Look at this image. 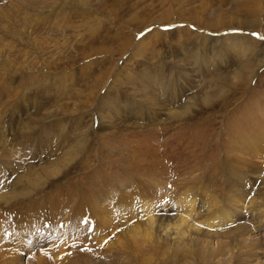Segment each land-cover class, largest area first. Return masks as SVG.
<instances>
[{
  "label": "rangeland",
  "instance_id": "374dc122",
  "mask_svg": "<svg viewBox=\"0 0 264 264\" xmlns=\"http://www.w3.org/2000/svg\"><path fill=\"white\" fill-rule=\"evenodd\" d=\"M263 175L264 0H0V264H264ZM188 181L236 217L196 251L128 232Z\"/></svg>",
  "mask_w": 264,
  "mask_h": 264
},
{
  "label": "bare ground",
  "instance_id": "6f19581e",
  "mask_svg": "<svg viewBox=\"0 0 264 264\" xmlns=\"http://www.w3.org/2000/svg\"><path fill=\"white\" fill-rule=\"evenodd\" d=\"M188 107V105H187ZM183 108V107H182ZM183 112H172V114H168L169 116H171L170 118L171 119H180L182 118L184 115H185V112H186V109H182ZM253 136V135H252ZM253 138V137H252ZM262 139V137H261ZM254 142V140H253ZM252 143V141H251ZM247 145V144H246ZM263 145V144H262ZM8 146V145H7ZM232 147V146H231ZM72 149V148H70ZM68 149V150H70ZM67 154H69L67 152ZM157 161V160H156ZM158 163V162H157ZM21 164V163H20ZM69 165V162L67 163H64L62 166L58 164V170H56V172H53L51 173L48 177H51V176H55L57 175L58 173H62L63 170L66 169V167H68ZM136 165V164H135ZM165 165V164H164ZM65 167V168H64ZM62 171V172H60ZM129 171V169H127L126 171H124V173H127ZM25 175V174H24ZM40 175V174H39ZM109 175V174H108ZM155 175V174H153ZM36 176V175H35ZM264 176V175H263ZM137 178V177H136ZM237 178V177H236ZM112 179V178H111ZM154 179V178H153ZM49 180V179H45V183L43 184V186H45V184L47 183L46 181ZM21 181V180H20ZM29 181V180H28ZM27 182V184H29V182ZM116 181V180H115ZM118 181V180H117ZM31 182V181H30ZM38 183V182H37ZM40 183V182H39ZM189 181L187 182L186 184V188L183 189L181 188V191L180 192H177L175 194H177V196H175L174 198V205L173 207H171L170 211H167L165 210V212H170L171 214H168V217L166 219H169L167 221V223H164V222H161L160 221V217L158 215L155 214L156 212V209H155V206H153L151 203L148 204L147 203H140L139 200V205L141 207V211H138V214H130L129 217H131V222H129L128 224H126V229H128V232L134 237H136V239H140V242H146L145 246H149V245H152L151 247H153L154 249L156 250H162L164 252H169V250H172L174 246H177V245H184V248L188 250H194L196 251L195 249L197 248L198 246V243L196 244V242H199L198 241V238H192V232H194L195 234H200V222H201V219H200V222L197 220V218H199V216L201 217L203 214L204 216H207L208 220H221V221H228V220H233V218H235L236 212H234L233 214H231L230 210H228L229 212L226 211V207L224 208L225 210L221 213L219 211H216L214 212V210H217V209H214L213 210V199L209 198L208 199V202L205 200L203 201L202 203H199L200 204V207L199 208H196V204H197V196L195 195L194 193V188H187V186H190L189 184ZM16 184V182H15ZM42 184V183H40ZM115 184V183H114ZM119 184V183H118ZM144 184V183H143ZM156 184V183H155ZM154 184V185H155ZM113 185V184H112ZM117 185V183H116ZM126 185V184H125ZM152 185V184H151ZM37 186V184H36ZM115 186V185H114ZM118 186V185H117ZM133 186V185H132ZM143 186V185H142ZM153 186V185H152ZM156 189H157V192L156 193H161V190H162V184L160 183H157L156 186H154ZM153 187V188H154ZM213 187V186H212ZM118 188V187H117ZM137 188V187H134V189ZM111 189V188H110ZM120 189V188H119ZM133 189V190H134ZM148 189V188H147ZM235 189V188H234ZM117 190V189H116ZM138 190V189H137ZM149 190V189H148ZM174 190V189H173ZM233 190V189H232ZM264 190V189H263ZM107 191V190H106ZM121 191V190H119ZM150 191V190H149ZM236 191V190H235ZM137 192V191H136ZM144 192V191H143ZM153 192V191H152ZM13 193V192H12ZM108 193V192H107ZM139 193V192H138ZM238 194V193H237ZM5 194L3 193V195H1V197H3ZM124 195V194H123ZM143 195V194H142ZM146 195V194H145ZM152 195V194H151ZM155 196V195H154ZM170 195H167V196H163V197H157L164 200V202L166 203V201L168 200V197ZM228 196V195H227ZM238 196V195H237ZM126 197V195H125ZM141 197V196H140ZM151 197V196H150ZM205 197V196H204ZM172 198V197H171ZM216 198V197H215ZM1 199V198H0ZM73 199V198H72ZM121 199V198H120ZM144 199V198H143ZM156 199V197H155ZM218 199V198H217ZM3 200H6L5 198ZM58 200V199H57ZM111 200V199H110ZM146 200V199H145ZM216 200V199H214ZM258 200V199H257ZM117 201V200H116ZM250 201V199H249ZM5 203H9V200L7 201H4ZM107 202V201H106ZM151 202V200H150ZM155 202V201H153ZM240 200L236 201L235 203L232 201V205L233 206H238ZM248 202V200H247ZM59 203V202H58ZM127 203V201H126ZM125 203V204H126ZM130 204V202H128ZM127 203V204H128ZM135 203V202H134ZM215 203V201H214ZM222 203V202H220ZM241 203L243 205V202L241 200ZM249 203V202H248ZM254 203V202H253ZM258 203V202H257ZM112 204V203H111ZM116 204V203H115ZM132 204V203H131ZM136 204V203H135ZM133 204V205H135ZM170 204V203H169ZM246 204V203H245ZM55 205V204H54ZM108 205V204H107ZM138 205V204H137ZM130 206V205H129ZM168 206V205H166ZM241 206V205H240ZM246 206V205H244ZM243 206V207H244ZM255 206V205H254ZM139 207V208H140ZM216 207V206H215ZM250 207L251 204H250ZM259 207H262V204L261 206H258ZM103 208V207H102ZM124 208V207H123ZM133 208V206H132ZM135 208V206H134ZM219 208V207H218ZM228 208H229V205H228ZM232 208V207H231ZM230 208V209H231ZM234 208V207H233ZM242 208V207H241ZM245 208V207H244ZM106 209V208H105ZM59 210V209H57ZM74 210V209H73ZM133 210V209H132ZM136 210V209H135ZM233 210V209H232ZM247 210V209H246ZM93 211V210H92ZM134 211V210H133ZM174 213H173V212ZM237 211V210H235ZM118 212V211H117ZM176 212V213H175ZM214 212V214H212ZM248 212V211H247ZM264 213V210L262 211ZM108 213V212H107ZM112 213V212H110ZM205 213V214H204ZM165 214V213H164ZM163 214V215H164ZM111 215V214H110ZM211 215V216H210ZM113 216H115L113 214ZM118 216V215H117ZM166 216V215H165ZM203 216V217H204ZM108 217V216H107ZM110 218V217H109ZM122 218V217H121ZM125 218V217H123ZM202 218V217H201ZM206 218V219H207ZM112 219H115V218H111ZM127 219V218H126ZM110 220V219H109ZM110 220V222H111ZM117 220V219H116ZM260 220V218H259ZM258 220V221H259ZM123 221V220H122ZM206 221V220H205ZM213 221L211 222L210 226L207 225V223H205L209 229L207 230V232L205 233V236H215V235H218V233L220 232L218 229H216V225L215 223H213ZM256 222V220H253ZM103 222V221H102ZM118 222V221H117ZM166 222V221H165ZM200 224H199V223ZM202 222H203V219H202ZM236 222V221H235ZM252 222V221H251ZM107 223V222H106ZM115 224V223H114ZM217 224V223H216ZM233 224V223H232ZM236 224V223H235ZM249 224V222H248ZM106 225V224H104ZM108 225V224H107ZM220 225V224H219ZM253 225V224H252ZM113 226V225H112ZM239 226V225H238ZM241 226V225H240ZM249 226V225H247ZM91 227V225H90ZM97 227V226H96ZM108 227V226H106ZM124 227V229H125ZM230 227H231V224H230ZM246 227V226H245ZM76 228V227H75ZM109 228V227H108ZM114 228V227H113ZM240 228V227H239ZM242 228V227H241ZM55 229V228H54ZM73 229V228H72ZM226 229V228H225ZM247 229V228H246ZM240 230V229H239ZM243 230V229H242ZM249 230V229H248ZM75 231V229H74ZM241 231V230H240ZM59 232V231H58ZM69 232V231H68ZM123 228H120L118 230V232H114L116 233V239H120L121 237H123ZM243 232V231H242ZM241 232V233H242ZM246 232V231H245ZM62 233V232H61ZM77 233V232H76ZM80 233V232H79ZM78 234V233H77ZM171 234V235H170ZM211 234V235H210ZM237 234V233H236ZM242 235V234H241ZM61 236V235H60ZM81 236V235H80ZM224 236V235H223ZM55 237V236H54ZM75 237V236H74ZM100 237V236H99ZM134 237V238H135ZM235 237V236H234ZM56 238V237H55ZM70 238V237H69ZM96 238V237H95ZM101 238V237H100ZM170 238V239H169ZM218 238V237H217ZM216 238V239H217ZM224 238V237H223ZM241 238V237H240ZM103 239V238H102ZM108 239V236H106V240ZM117 239V240H118ZM66 240V239H65ZM69 240V239H68ZM94 240V239H93ZM176 240H179V243L180 244H177L178 242ZM200 240V239H199ZM67 241V240H66ZM134 241L133 245H135V247L138 248L139 252H145L144 248L143 249H140L141 247H143L141 244L138 245V241L136 240H132ZM174 241V242H173ZM241 241V240H240ZM68 242V241H67ZM112 242V241H111ZM119 242V241H118ZM131 242V241H130ZM202 242V241H201ZM56 243V242H55ZM65 243V242H64ZM107 243V242H106ZM219 245L223 244V242H219ZM61 244V243H60ZM251 244V243H250ZM72 245V244H70ZM109 245V244H108ZM218 245V246H219ZM226 245V244H225ZM224 245V246H225ZM244 246H242V249L245 248V245L246 243H243ZM123 246V244H122ZM249 246V245H248ZM231 247V246H230ZM127 248V247H126ZM148 248V247H147ZM227 248V247H226ZM136 249V248H135ZM221 249V248H220ZM225 249V248H224ZM124 250V249H123ZM137 250V249H136ZM137 250V252H138ZM199 250V249H197ZM222 250V249H221ZM125 251V250H124ZM225 251V250H224ZM173 252H175L176 254L178 253V251H176L175 249L173 250ZM12 253V252H11ZM126 253V251H125ZM8 254V253H7ZM13 254V253H12ZM11 254V255H12ZM59 254V253H58ZM66 254V253H64ZM171 254V253H170ZM214 254V253H213ZM212 254V256H214ZM10 255V252L9 254ZM211 256V257H212ZM14 257V256H13ZM21 257V256H20ZM39 257V256H38ZM136 257V256H135ZM151 257V256H150ZM150 257H148L146 259L145 262H148ZM12 258V257H11ZM59 258H62V256H60ZM15 259V258H14ZM13 261V259H11ZM18 258L15 260L17 261ZM153 260V259H152ZM144 261V260H143ZM36 262H38L39 264H45V259L43 260V257H40L38 260H36ZM240 262V261H239ZM256 262V264H260L259 261H254ZM16 263V262H15ZM246 263V262H245ZM239 264V263H238Z\"/></svg>",
  "mask_w": 264,
  "mask_h": 264
}]
</instances>
